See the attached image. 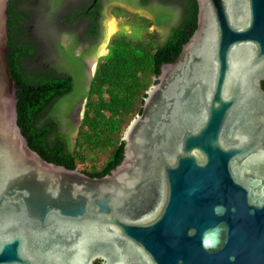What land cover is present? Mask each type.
Wrapping results in <instances>:
<instances>
[{
	"label": "water",
	"instance_id": "95a60500",
	"mask_svg": "<svg viewBox=\"0 0 264 264\" xmlns=\"http://www.w3.org/2000/svg\"><path fill=\"white\" fill-rule=\"evenodd\" d=\"M9 1L0 0V264H264V0H195L196 29L161 65L124 131L122 160L99 178L47 162L22 135ZM40 1L28 30L48 62L60 33ZM138 13L162 43L155 15ZM103 25L99 49L113 29L105 15ZM83 105L63 121L72 143Z\"/></svg>",
	"mask_w": 264,
	"mask_h": 264
},
{
	"label": "trees",
	"instance_id": "16d2710c",
	"mask_svg": "<svg viewBox=\"0 0 264 264\" xmlns=\"http://www.w3.org/2000/svg\"><path fill=\"white\" fill-rule=\"evenodd\" d=\"M37 1L10 0L7 9V61L17 88V125L30 149L47 162L68 169L85 165L80 168L83 173L103 177L122 160L124 131L141 113L146 91L155 83L161 65L174 61L196 29V1L178 0L180 13L172 23H169L167 0H159L157 7L149 8L156 24L167 32L162 43L157 42L154 31L148 30L150 20L115 8V13L133 26L132 34L119 33L111 40L109 52L99 59L86 93L78 90L84 84L80 60L75 57L80 41L67 34L65 27V24L80 22L75 16L85 10L83 2L78 0L75 5L70 0L40 1L60 33L52 43V56L46 62L41 58L38 41L28 30ZM129 1L144 7L150 0ZM66 34L67 41H64L62 37ZM68 63L73 65L71 69L62 66H69ZM80 98L86 101L72 143L64 131L63 121L69 118ZM99 152H108L100 166L96 163Z\"/></svg>",
	"mask_w": 264,
	"mask_h": 264
},
{
	"label": "flooded vegetation",
	"instance_id": "af4514ba",
	"mask_svg": "<svg viewBox=\"0 0 264 264\" xmlns=\"http://www.w3.org/2000/svg\"><path fill=\"white\" fill-rule=\"evenodd\" d=\"M151 1L152 0H150L149 3ZM79 2H83L82 7H85V10L79 11L78 12L79 14L75 16V18H79L80 22L76 24H70V23L65 24V27L67 34L71 33L76 40L80 41L79 43L80 45H78L80 52L75 53V57H77L80 60L79 68L81 70V75L83 76L81 78H84V84L78 90L79 91L83 90L84 93H86L89 90V86L95 74L99 59L105 56L106 54H108L110 49L111 42L108 44L106 48L107 53L105 55L102 56L101 53L98 52L100 50L99 42L104 34L103 22L107 8L109 7L108 13L114 19L120 18V16H118L115 13V8L125 10L130 14H136L139 17H144L139 15L138 13L139 10L148 12L153 17L154 15L148 9H147L148 11L144 9L146 8V6L143 7L140 5H135L131 3L129 0H96V1L79 0ZM158 2L159 0H155L154 2L151 3L150 7L151 6L157 7ZM165 4L168 6L167 13L169 15V23L175 22L177 16L180 13V11L178 10L180 2L178 0H167ZM67 34L65 35L66 38H67ZM78 48H76L75 51H77ZM68 64L69 66L68 65H62V66H65V68L67 69H71V66L73 65L71 63ZM85 101L86 100L84 98H80L73 107H75L79 102H83L85 104Z\"/></svg>",
	"mask_w": 264,
	"mask_h": 264
},
{
	"label": "rangeland",
	"instance_id": "374dc122",
	"mask_svg": "<svg viewBox=\"0 0 264 264\" xmlns=\"http://www.w3.org/2000/svg\"><path fill=\"white\" fill-rule=\"evenodd\" d=\"M108 11H109V7H108V9L105 12V17H106V19L108 20V22L110 23V25H111V27L113 29L111 30V32L108 35L106 41L104 42V44L101 46L100 50L98 51L99 53L102 54V56L107 53L106 48H107L108 44L111 42V40L115 36H117L119 33L126 34V35H131L132 34V31H133V26L130 25V23L128 22L127 19L121 18V17L114 19V18L111 17V15L108 13ZM148 30L155 32V29H154V27L152 25L149 26V29ZM83 112H84V107H83ZM83 112H82V115H81V118H80L78 127L81 124L82 117H83ZM78 127H77V130H76L75 136L77 134ZM75 136H74V138H75ZM107 154H108V152H99L98 153V155H97V162H96L98 166H100L102 164V162L105 160V157L107 156ZM82 166H85V165H80L78 169L82 168Z\"/></svg>",
	"mask_w": 264,
	"mask_h": 264
}]
</instances>
